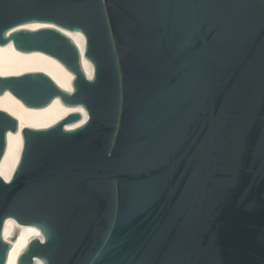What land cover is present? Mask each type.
Listing matches in <instances>:
<instances>
[{"label":"water","instance_id":"1","mask_svg":"<svg viewBox=\"0 0 264 264\" xmlns=\"http://www.w3.org/2000/svg\"><path fill=\"white\" fill-rule=\"evenodd\" d=\"M10 43L59 60L72 90L28 71L0 94L86 117L22 125L0 264L8 219L41 233L17 264H264V0H0ZM18 129L0 109V162Z\"/></svg>","mask_w":264,"mask_h":264},{"label":"bare ground","instance_id":"2","mask_svg":"<svg viewBox=\"0 0 264 264\" xmlns=\"http://www.w3.org/2000/svg\"><path fill=\"white\" fill-rule=\"evenodd\" d=\"M44 25L48 24L29 23L24 25V27L37 28ZM63 31L79 46L82 54L83 68L91 77L93 74V67L84 57V36L77 31ZM28 71H43L63 89L68 91L72 90L74 74L55 57L41 51H21L16 49L13 43L0 45V75H14ZM0 109L13 115L19 122L18 131L8 132L6 152L0 162V174L6 179L10 178L20 157L23 144L21 133L22 125L36 128L49 127L73 111H82L84 113V119L86 117L82 107L67 106L63 104L59 97H56L50 104L44 107H29L9 90L0 94ZM83 120L69 124L67 127H76L81 124ZM16 229L19 230L17 232V237H15L13 241L12 238L15 236ZM4 236L12 243L7 264H17L18 256L22 253L28 242L33 237H41V233L35 226L21 225L13 219H8L5 223ZM35 264L43 263L40 260H36Z\"/></svg>","mask_w":264,"mask_h":264}]
</instances>
